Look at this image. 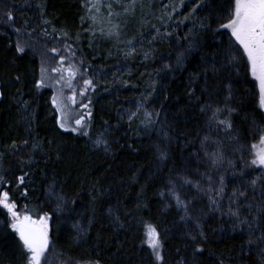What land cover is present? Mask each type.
Wrapping results in <instances>:
<instances>
[{
  "label": "trees",
  "instance_id": "1",
  "mask_svg": "<svg viewBox=\"0 0 264 264\" xmlns=\"http://www.w3.org/2000/svg\"><path fill=\"white\" fill-rule=\"evenodd\" d=\"M85 3L0 0V176L7 181L3 190L9 191L17 211L23 212L27 205L34 218L47 212L51 216L50 248L75 262L264 264V253L246 244V227L233 231L227 217L204 215L207 198L191 185L181 187V177L204 183L203 174L210 171L205 151L219 150L223 165L211 174L214 179L220 173L225 175V193L230 194L240 184L239 177L232 175L244 166L240 156L252 158L248 146L257 142L253 139L257 127L264 128L258 88L239 52L238 70L228 65L225 50L234 38L226 29L217 34L218 14L211 0H205L210 6L195 13H191L193 0H185L171 19L167 6L178 5L179 0H137L134 13L114 18L122 28L119 39L99 35V28L109 27L106 21L95 25L96 36L86 31L90 21L81 22L86 17ZM113 8L121 11L115 4ZM9 13L12 19H8ZM100 15H107L105 8ZM185 16L190 18L184 20ZM206 17L211 27L201 28L200 21ZM157 29L171 35H160ZM65 32L71 39L63 36ZM129 40L136 51L125 56L131 47ZM56 42L71 46L77 59L91 66L87 76L97 84L91 92V126L86 136L60 128L59 112L52 104L54 91L47 84L39 89L35 86L44 66L43 43ZM146 51L151 54L148 60L143 57ZM181 52L186 58L177 70L176 58ZM205 105L224 109L221 119L229 108L234 109L232 134L239 135L242 153L235 151L239 145L223 126L210 124L211 109L201 111ZM130 111L136 112L131 121ZM146 113L159 115L149 120ZM205 136L210 139L202 145ZM98 138L107 145L97 146ZM162 152L166 159H161ZM229 161L236 167H230ZM25 172V184L17 186V178ZM253 174L260 175L261 170ZM170 181L191 201L193 219H180L183 212L169 195ZM25 187L27 196L20 194ZM58 195L65 201L59 212ZM196 218L209 239L202 242L204 252L194 254L188 234H196ZM144 222L160 232L162 261L143 243ZM261 232L264 221L255 236ZM0 264H24L21 242L2 208Z\"/></svg>",
  "mask_w": 264,
  "mask_h": 264
},
{
  "label": "snow or ice",
  "instance_id": "2",
  "mask_svg": "<svg viewBox=\"0 0 264 264\" xmlns=\"http://www.w3.org/2000/svg\"><path fill=\"white\" fill-rule=\"evenodd\" d=\"M185 0H179V4H169L167 7L171 9L168 14L169 19H171L172 13H174L177 8L183 7ZM194 6L191 8V13H195L198 8L202 6H210L205 3V0H193ZM113 4L117 5L121 11H116L113 8ZM137 0H127V3H122V0H86V17H81V22L83 23L85 19L90 21L89 31L92 36L97 35V30L95 25L98 23H103L106 21L109 25L107 29L101 27L98 29L99 35L105 38L120 37V24L116 22L119 17L127 16L135 12V7ZM211 5L215 6L214 11L217 15L218 28L216 29L217 34H221V29H227L230 32L231 39L229 47L225 50V58L228 65L233 66L234 69L238 70L239 64L237 60L236 53L239 52L240 58L244 59V64L248 72H250L251 77L255 81V86L258 88L259 105L264 108V0H211ZM105 8L107 15L101 16V8ZM223 16V19L220 16ZM190 16H185L183 19L187 20ZM8 19H12L11 14H8ZM207 17L205 20L200 21L201 28H210L211 25L207 23ZM226 19L227 22H224ZM183 22V21H181ZM48 23V21H45ZM19 32V29L16 30ZM55 31V29H53ZM158 34L159 29L156 30ZM47 35V30H45ZM160 35H171V33H163ZM66 39H71L68 33H63ZM79 39V34H77V40ZM155 39V37L153 38ZM128 45L131 46L129 51L125 52V56H130L136 51L133 46V41L129 40ZM238 46V47H237ZM18 50L23 52L24 49L17 46ZM65 49L68 52V56L60 55V50L57 48H52L50 51L58 56V64L56 67L51 68V72L58 73L59 77L55 80L56 84H63V86L72 89V95L67 99L71 100L72 104H76L77 91L73 85V80L77 76L80 77V89L79 96L86 100V103H81V108L88 109L86 116L89 122H85V114H78L72 119L71 127H68V112L67 105L63 103L64 97L61 92L60 97L54 96L52 98V104L56 107L60 116L57 120L59 127L65 131L80 132L82 135H88L87 128H89L91 120V111L89 105L91 104V96L88 95L89 92H94L97 84L94 83V78L87 76V70L90 65L85 66L83 59H80L78 63L75 62L77 59L76 51L69 45H65ZM242 50V51H241ZM68 65L65 67V60L69 59ZM143 57L145 60L151 58L149 52H144ZM186 55L181 52L177 55L176 65L177 70L184 65ZM83 67V71L81 68ZM165 67H170L165 65ZM215 71V68L213 69ZM48 69L42 64L40 69V79L36 82V88L46 86V80H50L51 77L48 76ZM66 73V75H65ZM19 80V77H17ZM0 93V97H2ZM231 95V89L229 87V98ZM27 107V105H25ZM143 105H139V108ZM207 109H211V116L209 117L210 124H215L217 127L223 126V129L228 133L231 139L239 145L236 147V152L243 151L244 145L240 141L239 135H233V125L231 123V113L234 109L229 108L228 114L225 118L221 119L220 116L224 112V109L220 107L212 108V105H205L201 108L204 112ZM129 121L136 116V112H129ZM153 115H159V113H146V116L150 118ZM83 129V131H82ZM210 138L205 136L202 141V145L207 142ZM253 139L257 140L256 143H251L248 146V152L251 159L245 160L244 156H240V160L243 161V167L239 173L235 171L232 173L233 176H238L240 179V184L235 186L230 194L226 195L225 189L227 184L225 182V175L220 173L213 178L211 174L212 171L219 172L223 165V153L221 151L207 152L205 151V156L208 157L210 161V171L203 174V181L201 183L199 180H192L188 177H181L184 185H191L197 190L198 194H202L207 198V212L204 215H216L220 218L227 217L232 222L233 231L242 230L241 226L247 228V240L246 244L251 249L252 246H256L258 250L264 253V232H261L259 236H255V231L260 226V222L264 221V128L257 127L256 134L253 135ZM24 144H28L25 140ZM219 143V142H216ZM97 146L107 145V141L98 138L95 141ZM16 145L11 146L12 150L16 149ZM36 145H33L35 149ZM107 150V147L105 148ZM2 155V153H0ZM167 154L161 153V159H166ZM230 167L235 168L236 164L232 161L228 162ZM256 169L261 170L260 175H254ZM28 173L25 172L23 175L17 178V186L25 184V177ZM248 176L249 179L245 180L244 177ZM172 186L169 190V195L171 199L175 202V206L183 212L180 217L181 220L193 219L190 211L191 201L186 200L182 197L177 186L171 181L169 182ZM7 184L6 179L0 176V208L6 210V214L11 217L10 227L18 235L19 241L21 242V255L24 258V264H49L45 253L48 252L50 245V226L49 221L51 216L45 212L43 215H37L35 218L29 213L27 205L23 206V212L17 211V204L15 201L10 199L9 191L3 190V185ZM51 192V188H50ZM249 193L252 196L249 197ZM257 193L259 198H257ZM23 196H27V188L25 187L20 193ZM161 196H164V192H160ZM57 207L56 211H61V204L64 201L62 195L57 196ZM74 202V201H73ZM196 234L191 232L188 234L190 240L193 242L195 253H203L204 248L202 242L208 241V236L203 230V226L200 223L199 218H196ZM73 227L79 229V225H73ZM144 241L148 247L152 250L157 261H162L163 256L161 255V250L163 247L160 232L157 230L156 226L152 223L144 222L142 223ZM98 264V262H97ZM223 264V262H221Z\"/></svg>",
  "mask_w": 264,
  "mask_h": 264
},
{
  "label": "rangeland",
  "instance_id": "3",
  "mask_svg": "<svg viewBox=\"0 0 264 264\" xmlns=\"http://www.w3.org/2000/svg\"><path fill=\"white\" fill-rule=\"evenodd\" d=\"M105 29H107V27H105ZM120 31H122L121 26H120ZM227 31L229 32V30H227ZM65 45L66 44H64L62 42H56L54 44L43 43L42 52L45 53V55H44L45 59H43L44 60V67L49 70L48 76L51 77L50 80H46V84L54 91V96L59 98L61 95V92H62L63 97H64L63 103L68 106L67 112L69 114L68 125H66V126L71 127V126H73L72 125V119L78 114H85V122L87 123L89 121L87 120V116H86L88 109L81 108V103H86L87 101L84 100L82 97H80L78 94L80 86H81L80 77L77 76L76 79L73 80V82H72L74 87L76 88V91H77V97H76L77 102H76V104H72L71 100L67 99L68 97H70L72 95V89H69V88L63 86V84H56L55 80L59 77V74L51 72V68L57 66L59 58L55 53H52L50 51V49L57 48L60 50V55L67 57L68 52L65 49ZM70 59H71V57H69V59L65 60V62H64L65 67L68 65ZM75 62L78 63L79 60L76 59ZM83 70L84 69L82 67L81 71H83ZM65 75H66V73H65ZM88 95L91 96V92H89ZM89 109H90V105H89ZM262 110L264 111V108H262ZM59 116H60V113H59ZM87 130H88V128H87ZM82 131H83V129H82ZM177 189L181 193V189L179 187H177ZM181 195H182V193H181ZM182 197H183V195H182ZM10 220H11V217H10ZM49 224H50V221H49ZM49 237H50V235H49ZM50 243H51V239H50ZM50 247L51 246L49 245L48 252L45 253V256H46L47 260L49 261V264H97V263H83V262L71 261L65 257H62V256L56 254V252H54ZM42 264H44V261H42Z\"/></svg>",
  "mask_w": 264,
  "mask_h": 264
},
{
  "label": "water",
  "instance_id": "4",
  "mask_svg": "<svg viewBox=\"0 0 264 264\" xmlns=\"http://www.w3.org/2000/svg\"><path fill=\"white\" fill-rule=\"evenodd\" d=\"M49 234H50V232H49Z\"/></svg>",
  "mask_w": 264,
  "mask_h": 264
}]
</instances>
